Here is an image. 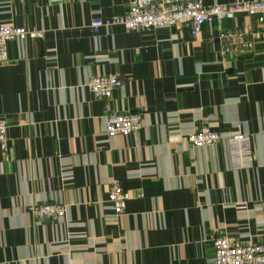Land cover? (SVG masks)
<instances>
[{"label": "crops", "instance_id": "0c3cea01", "mask_svg": "<svg viewBox=\"0 0 264 264\" xmlns=\"http://www.w3.org/2000/svg\"><path fill=\"white\" fill-rule=\"evenodd\" d=\"M215 5L244 0H201ZM131 0H0V25L44 32L9 43L0 65V264H213V238L264 242V24L238 15L187 27L94 33V18ZM248 29L253 47L222 52L220 29ZM122 86L99 98L94 75ZM139 112L143 127L109 138L105 116ZM222 134L195 147L201 125ZM251 137L254 166L232 168L224 135ZM113 179L130 198L108 200ZM66 206L58 219L28 211Z\"/></svg>", "mask_w": 264, "mask_h": 264}, {"label": "built area", "instance_id": "2783aa9c", "mask_svg": "<svg viewBox=\"0 0 264 264\" xmlns=\"http://www.w3.org/2000/svg\"><path fill=\"white\" fill-rule=\"evenodd\" d=\"M254 17L258 25L264 24V0H244L215 5H205L201 0H131L128 11L108 19L94 18L91 27L98 33L103 27L122 25L129 30L160 27H187L193 35L199 34L203 26L216 21L234 20L238 15ZM44 32L13 24L0 25V65L10 60L9 43L14 40L42 38ZM252 34L245 28L220 29L217 34L222 52L243 53L253 47ZM88 88L99 98H110L122 86L117 74L94 75L87 82ZM6 120L0 119V144L7 147ZM143 127V117L139 112H113L105 116V130L109 138L130 135ZM229 146L232 168L247 169L254 166L255 153L251 137L242 132L224 135ZM222 134L208 124L201 125L188 136L195 147L214 145ZM128 191L119 179H113L108 200L117 214H123ZM28 211L40 219H58L66 215V206L55 202L34 203ZM215 257L213 264H264V242L236 244L226 236L213 238Z\"/></svg>", "mask_w": 264, "mask_h": 264}]
</instances>
